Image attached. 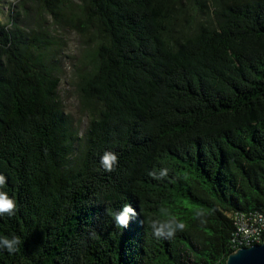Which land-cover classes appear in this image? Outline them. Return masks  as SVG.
Wrapping results in <instances>:
<instances>
[{
	"label": "trees",
	"instance_id": "obj_1",
	"mask_svg": "<svg viewBox=\"0 0 264 264\" xmlns=\"http://www.w3.org/2000/svg\"><path fill=\"white\" fill-rule=\"evenodd\" d=\"M34 1L55 20L76 2L94 36L75 83L88 124L79 135L44 41L11 5L0 173L17 209L0 236L21 242L0 264H223L234 216L264 213V0ZM125 203L137 215L118 228ZM161 208L187 225L171 239L152 234Z\"/></svg>",
	"mask_w": 264,
	"mask_h": 264
},
{
	"label": "rangeland",
	"instance_id": "obj_2",
	"mask_svg": "<svg viewBox=\"0 0 264 264\" xmlns=\"http://www.w3.org/2000/svg\"><path fill=\"white\" fill-rule=\"evenodd\" d=\"M11 5L19 14V25L44 41L43 53L60 79L57 86L58 99L78 134H82L88 118L82 111L75 83L81 64L88 60L87 55L93 49L94 36L78 28L81 24L76 23L77 19L72 16L77 14L76 2L70 7H63L62 16L55 20L42 4L34 0H1V22L7 20L8 7Z\"/></svg>",
	"mask_w": 264,
	"mask_h": 264
},
{
	"label": "clouds",
	"instance_id": "obj_3",
	"mask_svg": "<svg viewBox=\"0 0 264 264\" xmlns=\"http://www.w3.org/2000/svg\"><path fill=\"white\" fill-rule=\"evenodd\" d=\"M101 167L107 171L112 172L114 167L118 164V157L114 152L105 151L100 158ZM167 174V169H162L159 173V177L162 178ZM150 175H154L150 173ZM7 178L4 174L0 173V216H13L17 209V203L14 198L10 197L3 189L6 186ZM164 219H153L150 223L152 234L157 239L173 238L178 231H184L187 225L180 219L169 218L165 209H160ZM137 215L136 210L129 203H125L121 209L113 213L114 224L118 228H127L131 218ZM20 237L12 236H0V248L6 249L9 254H14L18 251L20 244Z\"/></svg>",
	"mask_w": 264,
	"mask_h": 264
},
{
	"label": "built area",
	"instance_id": "obj_4",
	"mask_svg": "<svg viewBox=\"0 0 264 264\" xmlns=\"http://www.w3.org/2000/svg\"><path fill=\"white\" fill-rule=\"evenodd\" d=\"M235 230L232 249L259 244L264 237V213H238L234 216Z\"/></svg>",
	"mask_w": 264,
	"mask_h": 264
},
{
	"label": "water",
	"instance_id": "obj_5",
	"mask_svg": "<svg viewBox=\"0 0 264 264\" xmlns=\"http://www.w3.org/2000/svg\"><path fill=\"white\" fill-rule=\"evenodd\" d=\"M223 264H264V237L259 244L233 249Z\"/></svg>",
	"mask_w": 264,
	"mask_h": 264
}]
</instances>
